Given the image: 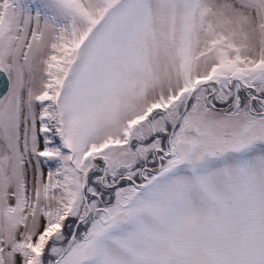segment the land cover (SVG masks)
I'll use <instances>...</instances> for the list:
<instances>
[{
	"label": "snow or ice",
	"instance_id": "1",
	"mask_svg": "<svg viewBox=\"0 0 264 264\" xmlns=\"http://www.w3.org/2000/svg\"><path fill=\"white\" fill-rule=\"evenodd\" d=\"M0 264H264V0H0Z\"/></svg>",
	"mask_w": 264,
	"mask_h": 264
}]
</instances>
